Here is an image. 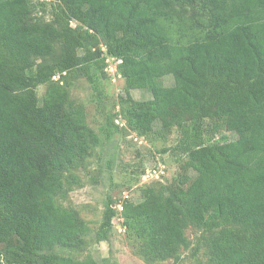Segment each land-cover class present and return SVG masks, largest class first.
Listing matches in <instances>:
<instances>
[{
  "label": "trees",
  "instance_id": "16d2710c",
  "mask_svg": "<svg viewBox=\"0 0 264 264\" xmlns=\"http://www.w3.org/2000/svg\"><path fill=\"white\" fill-rule=\"evenodd\" d=\"M110 59L125 95L105 139L115 116L145 138L175 129L169 150L188 159L142 201L108 200L95 240L118 214L148 264L181 261L190 230L209 264H264V0H0V264H97L55 249L86 246L66 201L99 136L67 89L41 103L36 90L84 77L101 103ZM136 89L151 98L134 101Z\"/></svg>",
  "mask_w": 264,
  "mask_h": 264
},
{
  "label": "rangeland",
  "instance_id": "374dc122",
  "mask_svg": "<svg viewBox=\"0 0 264 264\" xmlns=\"http://www.w3.org/2000/svg\"><path fill=\"white\" fill-rule=\"evenodd\" d=\"M34 15L44 17L41 11H35ZM117 65L118 62H113L111 59L106 61L107 73L105 78L101 79L103 93L101 103L93 99V93L84 77L78 78L74 86L70 88L63 77L56 76L53 78V83L41 85L36 90L41 103L47 99L51 86H55L54 91H57L54 95H61V92L67 89L69 97L76 104L85 107L87 121L99 136L98 146L94 148L86 168L77 173L78 183L69 192L66 201L67 205L77 210L90 230L85 237L86 246L80 251L56 248L55 252L64 256L70 255L79 260L93 258L97 264H148L134 254V240L124 231L123 220L118 214L112 219L109 241L95 240L94 234L102 222L104 206L110 199L114 201L112 205L114 208L117 207V203L124 200L142 201V188L156 183H169L179 172L180 162L183 159L187 160L188 156L184 155L178 161L179 158H175L169 150L178 138V132L175 129L165 136L150 135L145 138L130 131L118 116H115L114 120V125H118V129H114L110 140L105 139L101 129L106 113L116 102L117 97L125 95L124 79L115 77L114 69L117 71ZM163 84L169 88L172 85V79L166 78ZM131 96L136 102L151 98L150 93L144 89L131 91ZM117 110L119 106L112 111V114ZM222 137L226 140L236 138L234 133L220 129L215 139ZM187 236L190 245L183 252L181 261L167 260L156 264H209L202 250H199L195 256L192 254L197 244V233L190 230Z\"/></svg>",
  "mask_w": 264,
  "mask_h": 264
},
{
  "label": "built area",
  "instance_id": "2783aa9c",
  "mask_svg": "<svg viewBox=\"0 0 264 264\" xmlns=\"http://www.w3.org/2000/svg\"><path fill=\"white\" fill-rule=\"evenodd\" d=\"M116 72V70L114 69V73ZM117 210L121 211L122 210V204L121 203H117ZM116 205V204H115Z\"/></svg>",
  "mask_w": 264,
  "mask_h": 264
}]
</instances>
